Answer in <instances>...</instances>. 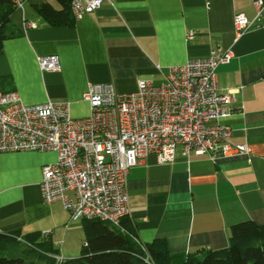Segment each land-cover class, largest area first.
<instances>
[{"label": "crops", "instance_id": "0c3cea01", "mask_svg": "<svg viewBox=\"0 0 264 264\" xmlns=\"http://www.w3.org/2000/svg\"><path fill=\"white\" fill-rule=\"evenodd\" d=\"M255 0H110L75 19L52 25L37 11L57 0H27L14 8L11 35L0 50L1 90L17 92L26 105L67 104L74 120L90 115L84 93L92 84L137 91L140 80L161 84L169 69L214 51L230 52L217 69L220 88L236 112L223 119L231 142L250 155L212 158L183 154L161 165L144 158L128 177L126 221L144 245L166 243L177 260L230 245L231 228L264 225V13L238 36L235 18L257 16ZM15 27V30H14ZM58 56V73L41 71L38 58ZM54 152L0 154V233L49 238L63 260L78 258L86 244L83 221H73L61 202H43L44 168Z\"/></svg>", "mask_w": 264, "mask_h": 264}, {"label": "built area", "instance_id": "2783aa9c", "mask_svg": "<svg viewBox=\"0 0 264 264\" xmlns=\"http://www.w3.org/2000/svg\"><path fill=\"white\" fill-rule=\"evenodd\" d=\"M7 1L21 8L27 0ZM107 1L72 0L71 11L81 19ZM254 5L258 12L253 21L236 16L238 36L261 21L264 0ZM231 57L218 50L192 59L169 69L164 83L140 80L133 93L92 84L84 93L90 115L83 120H74L67 104L26 105L17 92L0 87V154L56 153L57 161L43 171V202H61L73 221L108 223L143 248L123 223L130 213L127 180L144 158L155 155L159 164L169 165L179 147L188 158L250 155L247 145L231 142L233 130L222 122L236 112L234 98L220 88L217 74ZM38 63L43 72L61 70L55 55L39 57Z\"/></svg>", "mask_w": 264, "mask_h": 264}, {"label": "trees", "instance_id": "16d2710c", "mask_svg": "<svg viewBox=\"0 0 264 264\" xmlns=\"http://www.w3.org/2000/svg\"><path fill=\"white\" fill-rule=\"evenodd\" d=\"M62 8L56 10L44 3L37 7L38 13L52 25L73 26L72 0H57ZM14 6L0 0V50L9 34L10 16ZM86 244L78 258L57 260L59 251L49 238L39 235H5L0 233V253L11 257H0V264H264V225L246 221L234 225L230 231V245L218 250H207L201 254L187 255L177 260L169 253L166 243L155 241L142 248L130 235L122 233L108 223L98 220H83ZM129 234L136 236L134 229L124 220ZM26 245L19 254L10 249L19 244Z\"/></svg>", "mask_w": 264, "mask_h": 264}, {"label": "rangeland", "instance_id": "374dc122", "mask_svg": "<svg viewBox=\"0 0 264 264\" xmlns=\"http://www.w3.org/2000/svg\"><path fill=\"white\" fill-rule=\"evenodd\" d=\"M14 30H15V27H14ZM25 248H28L26 245H23L22 243L19 244L18 246L12 249H10L11 251H14V255H17L19 254L21 251H23ZM3 256V257H11V255L8 253V252H1L0 253V257Z\"/></svg>", "mask_w": 264, "mask_h": 264}]
</instances>
